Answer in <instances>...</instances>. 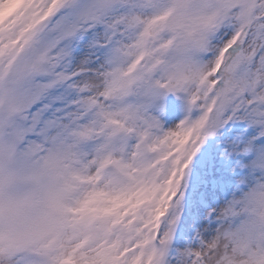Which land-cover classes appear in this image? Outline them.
Wrapping results in <instances>:
<instances>
[{"label":"snow or ice","instance_id":"6c2138e0","mask_svg":"<svg viewBox=\"0 0 264 264\" xmlns=\"http://www.w3.org/2000/svg\"><path fill=\"white\" fill-rule=\"evenodd\" d=\"M0 264H264V0H0Z\"/></svg>","mask_w":264,"mask_h":264}]
</instances>
